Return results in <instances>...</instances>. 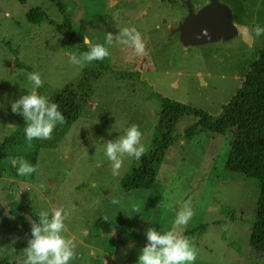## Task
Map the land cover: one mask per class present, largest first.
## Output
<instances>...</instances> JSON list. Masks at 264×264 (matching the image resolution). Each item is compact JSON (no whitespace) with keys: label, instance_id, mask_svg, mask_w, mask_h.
Wrapping results in <instances>:
<instances>
[{"label":"rangeland","instance_id":"374dc122","mask_svg":"<svg viewBox=\"0 0 264 264\" xmlns=\"http://www.w3.org/2000/svg\"><path fill=\"white\" fill-rule=\"evenodd\" d=\"M60 1L72 28L83 37L103 44L105 36L112 35L104 65L138 70L141 78L106 76L55 146L49 145L56 138L52 133L48 139L27 142L25 118L11 111V103L28 94L27 74H40L37 92L51 99L57 89L96 64L69 63L67 53L78 49L56 31L62 16L51 0H0V264H23L38 212L50 208L67 213L62 234L75 246L69 264H136L148 243L147 230H168L185 206L193 215L176 229L196 251L192 264H264V255L248 244L259 183L223 169L233 138L230 130L221 136L198 129L186 139L184 129L195 118L180 117L176 140L156 167L150 190H121L120 180L137 159L124 154L113 175L103 149L135 124L146 153L159 136L162 97L219 116L264 49V32L257 36L252 31L257 23L264 27V0H219L231 9L235 25L248 27L249 43L237 35L188 47L172 32L187 13L182 0ZM207 2L192 0L195 10ZM122 27L137 29L143 54L116 40ZM10 124L15 131L4 135ZM14 158H23L34 171L17 175L21 161ZM101 215L109 220L108 234L95 227Z\"/></svg>","mask_w":264,"mask_h":264},{"label":"trees","instance_id":"16d2710c","mask_svg":"<svg viewBox=\"0 0 264 264\" xmlns=\"http://www.w3.org/2000/svg\"><path fill=\"white\" fill-rule=\"evenodd\" d=\"M62 16L56 24V31L67 36L80 51H86L83 36L71 26L66 7L60 0H51ZM17 60V59H15ZM96 67L84 69L80 75L61 89H57L51 101L64 117L63 124H57L52 134L56 135L49 145L55 146L60 136L74 123L106 76L116 80L140 81V71L113 69L95 61ZM21 68H27L18 64ZM182 116H191L195 121L184 129V138L192 139L198 129L224 136L230 130L232 141L223 169L229 173L252 178L259 183V194L254 220L248 236V244L257 253L264 255V49L258 53L246 73L240 88L225 105L219 116L189 104L162 97L158 114L159 136L150 149L142 154L120 180L123 191L150 190L154 184L156 167L161 164L166 150L175 142V124ZM95 227L102 234L110 232L109 220L105 215L98 217Z\"/></svg>","mask_w":264,"mask_h":264},{"label":"clouds","instance_id":"9594fccd","mask_svg":"<svg viewBox=\"0 0 264 264\" xmlns=\"http://www.w3.org/2000/svg\"><path fill=\"white\" fill-rule=\"evenodd\" d=\"M252 31L259 36L264 32V27L257 23ZM104 40L103 44L93 43L88 36H84L83 44L87 46V50L68 52L69 63L84 67L93 61L104 60L110 55L109 47L105 45L111 46L113 37L107 34ZM116 40L122 45H130L137 55L143 54L144 43L135 27L120 28ZM27 80L30 82V86H25L28 88V94L11 103V111L13 113L19 111L25 118L23 132L25 140L30 143L33 139L50 138L57 124L64 123V117L58 111L56 103L48 96L37 92L42 86L40 74L28 73ZM15 129L14 125H7L3 134L11 135ZM141 135L138 126L132 124L125 128L124 134L117 141L103 145L104 155L112 162L113 175L118 174L117 170L121 166L124 154L138 160L145 152V145L140 143ZM16 160L21 161L20 167L16 169L17 175L22 176L34 171L33 166L28 165L23 158H14L13 162ZM132 211L138 212L135 207ZM62 212L61 208L41 209L38 212L39 223H33L31 227L32 239L25 249L26 259L23 264H69V261L75 258L72 240L62 234L66 231L64 220L67 215L65 212L62 215ZM192 215V210L185 206L176 213L172 227L168 230L148 229L146 233L148 243L140 250L136 264H192L196 259V251L190 241L179 235L176 229L177 225H186Z\"/></svg>","mask_w":264,"mask_h":264},{"label":"water","instance_id":"95a60500","mask_svg":"<svg viewBox=\"0 0 264 264\" xmlns=\"http://www.w3.org/2000/svg\"><path fill=\"white\" fill-rule=\"evenodd\" d=\"M187 13L172 29L179 33V41L184 47L201 45L218 40L227 41L240 35L244 42L251 41L248 27L235 25L232 21V11L228 5L219 0L208 2L197 10L194 9L192 0H182ZM114 0H110L113 3ZM29 223H33L28 216Z\"/></svg>","mask_w":264,"mask_h":264},{"label":"flooded vegetation","instance_id":"af4514ba","mask_svg":"<svg viewBox=\"0 0 264 264\" xmlns=\"http://www.w3.org/2000/svg\"><path fill=\"white\" fill-rule=\"evenodd\" d=\"M240 36V35H239ZM240 38H241V36H240Z\"/></svg>","mask_w":264,"mask_h":264}]
</instances>
